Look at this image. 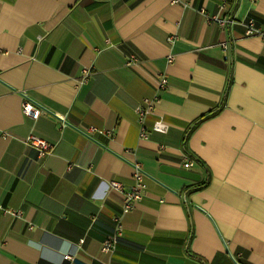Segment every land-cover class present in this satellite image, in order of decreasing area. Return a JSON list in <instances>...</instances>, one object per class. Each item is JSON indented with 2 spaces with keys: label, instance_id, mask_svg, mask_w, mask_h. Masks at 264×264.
<instances>
[{
  "label": "crops",
  "instance_id": "1",
  "mask_svg": "<svg viewBox=\"0 0 264 264\" xmlns=\"http://www.w3.org/2000/svg\"><path fill=\"white\" fill-rule=\"evenodd\" d=\"M248 18L264 32V0H0V205L22 212L0 214V264H264V39ZM136 164L146 190L102 253L123 202L109 182L128 189Z\"/></svg>",
  "mask_w": 264,
  "mask_h": 264
},
{
  "label": "built area",
  "instance_id": "2",
  "mask_svg": "<svg viewBox=\"0 0 264 264\" xmlns=\"http://www.w3.org/2000/svg\"><path fill=\"white\" fill-rule=\"evenodd\" d=\"M229 0H220V8L223 9L225 7L226 2ZM251 2H254L256 0H250ZM172 2H179V0H172ZM200 12L204 13L203 10H200ZM207 21L211 24H217L221 27H223L227 20L226 18L219 17V16H211L206 17ZM245 28V35H259L264 39V32L261 31L259 28L255 26V22L253 18H248L243 24ZM175 40V36H169L168 42L173 43ZM222 47H226L225 43L221 44ZM174 59L173 55H169L167 57V62H172ZM141 61L138 56L135 54H129L125 59V65L126 66H134L140 64ZM90 75V72L88 69H84L82 72V78L81 82H85ZM157 78V88L158 89H165L168 86V80L167 76L163 72H157L156 73ZM154 100L144 98L142 100L141 104H138L134 111L137 115V122L139 125V134L141 137L147 136V131L145 127V118L148 114H151L153 112L154 108ZM22 112L27 115L31 116L32 118L36 119L39 117L43 110L38 108L37 106L33 105L27 98H24L22 101ZM59 121L61 126H64L66 124L65 118L63 116H59ZM167 126L161 121L156 120L153 124V130L163 132L165 131ZM82 132L86 134L87 136H94V135H111L110 131H103L100 130L94 126H86L81 128ZM26 143L28 146L32 149H34L39 156H44L46 154H49L53 149V144L47 142L46 140L35 136V135H29L26 138ZM194 162L192 160H188L185 163V166L192 167ZM132 185L128 189H124L122 184H120L116 180H111L109 182V185L112 189L117 190L123 194V202H122V208L121 212L114 216V231L111 235L104 238L99 246V251L102 253H112L117 244L119 243L121 237H122V216L129 212L131 209L134 208L135 204L141 200V198L144 195V192L146 190V184L144 182V172L139 164H136L134 166V172L132 175ZM0 214L2 215H9L12 217H21V210L8 208L0 205ZM28 228H32V225L29 224ZM82 242V240H80ZM64 259L71 260V256L69 254H64Z\"/></svg>",
  "mask_w": 264,
  "mask_h": 264
},
{
  "label": "trees",
  "instance_id": "3",
  "mask_svg": "<svg viewBox=\"0 0 264 264\" xmlns=\"http://www.w3.org/2000/svg\"><path fill=\"white\" fill-rule=\"evenodd\" d=\"M226 91H227V87H226V89H225V93H226ZM203 119V117H201V118H199L196 122H194L193 124H192V126L194 127V126H196L201 120ZM192 129V128H191ZM190 129V130H191Z\"/></svg>",
  "mask_w": 264,
  "mask_h": 264
}]
</instances>
